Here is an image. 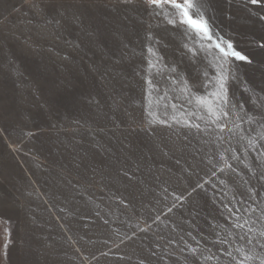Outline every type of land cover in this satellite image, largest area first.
I'll list each match as a JSON object with an SVG mask.
<instances>
[{"label":"rangeland","instance_id":"rangeland-1","mask_svg":"<svg viewBox=\"0 0 264 264\" xmlns=\"http://www.w3.org/2000/svg\"><path fill=\"white\" fill-rule=\"evenodd\" d=\"M200 2L212 42L147 0H0V264L264 259V0ZM106 139L134 150L133 216H51L38 175L86 171Z\"/></svg>","mask_w":264,"mask_h":264},{"label":"crops","instance_id":"crops-1","mask_svg":"<svg viewBox=\"0 0 264 264\" xmlns=\"http://www.w3.org/2000/svg\"><path fill=\"white\" fill-rule=\"evenodd\" d=\"M84 132L83 134H92L93 130H85ZM100 134L101 138H110L108 131L101 130ZM111 134V138H118L122 135V132L111 131ZM86 136L84 135V137ZM107 143L108 140L106 139L99 144L100 156L97 155L91 158L89 154H85L84 158L81 156L72 158L75 164H79L84 160L87 164L86 171H73L60 167L61 170L67 171L62 170L67 174V181L66 175L62 171L59 175L54 172L52 180L51 178L48 179L51 183H42L38 175L35 185L37 195L39 199L41 198L40 206H46V211L51 216L56 218H124L133 216V213L127 211L124 206L119 208L121 203L119 201L125 203L126 200H132L135 193L134 188L139 186V183H136L135 180L134 183L128 184L129 179L136 176L135 171L130 169V163L135 160L134 150L132 154H124L123 141L120 143L118 141ZM93 148L96 147H85L86 151L93 150ZM45 164L47 163H44L43 166ZM148 176H151V171ZM73 255L76 259L77 253L75 251ZM69 260L73 261L71 257ZM85 262L80 261V264H86ZM89 262V264H99V261L96 262L91 259Z\"/></svg>","mask_w":264,"mask_h":264},{"label":"snow or ice","instance_id":"snow-or-ice-1","mask_svg":"<svg viewBox=\"0 0 264 264\" xmlns=\"http://www.w3.org/2000/svg\"><path fill=\"white\" fill-rule=\"evenodd\" d=\"M147 2L154 8L162 10L164 8H168L169 11L177 13L180 17L181 24L188 26V28L191 29L197 36L206 39L209 42L213 41L214 36L211 28L201 13L202 5L200 0H147ZM252 3H258V0H252ZM169 23H173V21L170 20ZM214 47L221 54L220 59L223 60L224 63H227L230 58H233L236 61H245L250 63L248 57L235 50L230 41H223L217 38ZM221 69L222 71L218 77L220 91L213 93L212 95L222 99L224 103L227 104V69L224 67V64H221ZM199 103L207 106L210 112L215 111L210 100L201 98ZM223 115L227 116L228 113L224 112ZM197 127L199 126L197 125ZM240 226L243 227V225ZM262 235H264V233H262ZM250 259H253V257H244V260ZM241 264H244V261H241ZM260 264H264V259L260 260Z\"/></svg>","mask_w":264,"mask_h":264}]
</instances>
